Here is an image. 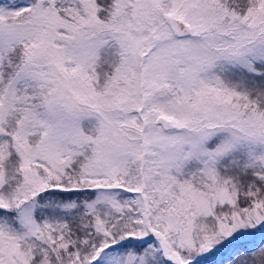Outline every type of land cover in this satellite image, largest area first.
I'll return each mask as SVG.
<instances>
[{
  "label": "snow or ice",
  "instance_id": "snow-or-ice-1",
  "mask_svg": "<svg viewBox=\"0 0 264 264\" xmlns=\"http://www.w3.org/2000/svg\"><path fill=\"white\" fill-rule=\"evenodd\" d=\"M0 264H264V0H0Z\"/></svg>",
  "mask_w": 264,
  "mask_h": 264
}]
</instances>
